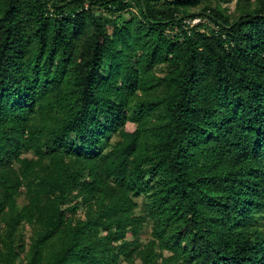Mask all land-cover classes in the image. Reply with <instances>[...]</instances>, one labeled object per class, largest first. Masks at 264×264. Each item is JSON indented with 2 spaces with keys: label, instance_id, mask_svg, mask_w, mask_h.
I'll return each mask as SVG.
<instances>
[{
  "label": "trees",
  "instance_id": "16d2710c",
  "mask_svg": "<svg viewBox=\"0 0 264 264\" xmlns=\"http://www.w3.org/2000/svg\"><path fill=\"white\" fill-rule=\"evenodd\" d=\"M0 264H264V0H0Z\"/></svg>",
  "mask_w": 264,
  "mask_h": 264
},
{
  "label": "rangeland",
  "instance_id": "374dc122",
  "mask_svg": "<svg viewBox=\"0 0 264 264\" xmlns=\"http://www.w3.org/2000/svg\"><path fill=\"white\" fill-rule=\"evenodd\" d=\"M229 7H230V12H232V10H233V8H234V4L231 3V4L229 5ZM132 11L134 12L135 10L132 9ZM128 17H130L129 14L124 15V19H128ZM129 126H130V125H129ZM136 202L139 204V207H140L139 209H141L142 199H141V198H138V199H136ZM139 209L136 211V213H139ZM148 235H149V227L146 226V227L143 229V233H142V235H141L142 240L145 241V240L147 239Z\"/></svg>",
  "mask_w": 264,
  "mask_h": 264
},
{
  "label": "built area",
  "instance_id": "2783aa9c",
  "mask_svg": "<svg viewBox=\"0 0 264 264\" xmlns=\"http://www.w3.org/2000/svg\"><path fill=\"white\" fill-rule=\"evenodd\" d=\"M207 23L205 18L194 17L192 19H186L183 21V25L185 29H190L198 24H205Z\"/></svg>",
  "mask_w": 264,
  "mask_h": 264
}]
</instances>
